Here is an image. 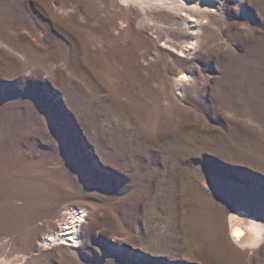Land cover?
<instances>
[{"label":"rangeland","instance_id":"374dc122","mask_svg":"<svg viewBox=\"0 0 264 264\" xmlns=\"http://www.w3.org/2000/svg\"><path fill=\"white\" fill-rule=\"evenodd\" d=\"M0 264H264V0H0Z\"/></svg>","mask_w":264,"mask_h":264},{"label":"bare ground","instance_id":"6f19581e","mask_svg":"<svg viewBox=\"0 0 264 264\" xmlns=\"http://www.w3.org/2000/svg\"><path fill=\"white\" fill-rule=\"evenodd\" d=\"M181 80L182 79H180L179 82H181ZM83 218H84L83 216L77 217L76 220L74 222H72L69 225L68 228L62 229L60 231L61 232L60 234H54L50 238H47L46 244L49 245V246H53L59 241L62 243V245L63 244H65V245L75 244L76 243V239L78 237V230H79V227H80V224H81ZM240 223H242V222H240ZM248 229H249V227H248ZM238 230H240V229L234 228L231 231V233L233 234V236L237 240H239L238 239V234L236 232ZM261 230H262L261 227H259L256 223H253V227L251 229V232H252L253 236L252 237L250 236V239L253 238V240H255L258 236H260V234H261L260 231ZM253 240H251V241H253Z\"/></svg>","mask_w":264,"mask_h":264},{"label":"snow or ice","instance_id":"6c2138e0","mask_svg":"<svg viewBox=\"0 0 264 264\" xmlns=\"http://www.w3.org/2000/svg\"><path fill=\"white\" fill-rule=\"evenodd\" d=\"M181 79H186V77H181Z\"/></svg>","mask_w":264,"mask_h":264},{"label":"clouds","instance_id":"9594fccd","mask_svg":"<svg viewBox=\"0 0 264 264\" xmlns=\"http://www.w3.org/2000/svg\"><path fill=\"white\" fill-rule=\"evenodd\" d=\"M243 26H245V25L242 24V27H243Z\"/></svg>","mask_w":264,"mask_h":264}]
</instances>
